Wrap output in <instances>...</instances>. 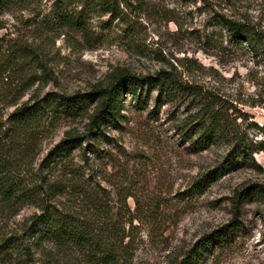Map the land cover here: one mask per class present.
I'll use <instances>...</instances> for the list:
<instances>
[{"label":"rangeland","instance_id":"374dc122","mask_svg":"<svg viewBox=\"0 0 264 264\" xmlns=\"http://www.w3.org/2000/svg\"><path fill=\"white\" fill-rule=\"evenodd\" d=\"M120 7L119 16L93 15L96 35L88 41L68 29L41 35L29 24L28 13L5 14L7 29H0V37L32 41L37 62L30 60L28 65L37 69L38 76H47L36 80L19 102L26 101L36 88L41 95L89 92L108 85L121 70L132 74L176 70L188 80L248 103L263 89L258 84L264 82V65H258L251 52L235 50L220 21L223 16L249 21L264 33V0H127ZM157 97L154 87L144 88L141 101L123 92L124 117L107 129L106 157L97 159L107 179L103 185L113 192L127 187L130 175L136 174V197L141 204L136 219V264H173L213 231L217 236L201 251L198 264H264V204L249 199L241 225L227 227L233 217L231 196L251 181L264 182V171L250 161L218 175L206 188H193L196 176L211 168L226 147L215 144L195 150L176 130V105L158 104ZM0 108L7 113L14 105H7L0 96ZM238 108L248 114L247 122L258 124L248 129V135L264 141V105L239 103ZM86 122V117H63L42 142L41 156L66 130H83ZM79 154L73 151L78 160ZM253 158L264 168V151L255 152ZM128 203L134 209L132 196ZM35 211L24 204L3 221L10 224L9 230L23 229Z\"/></svg>","mask_w":264,"mask_h":264},{"label":"trees","instance_id":"16d2710c","mask_svg":"<svg viewBox=\"0 0 264 264\" xmlns=\"http://www.w3.org/2000/svg\"><path fill=\"white\" fill-rule=\"evenodd\" d=\"M125 1L0 0V29H7L5 14L21 12L22 16L29 14V24L35 25L36 33L68 29L88 41L96 35L93 15L119 16ZM220 23L229 32L235 50L251 52L257 64L264 65L262 30L249 21L227 16ZM30 60L37 62L32 41L0 37V96L7 105H14L7 113L0 108V264H136V219L141 209L136 174L130 175L127 187L113 192L103 185L107 179L97 161L106 157L103 143L109 138L107 129L124 117L125 91L141 101L144 88L154 87L158 104L176 105V130L195 150L215 144L226 147L211 168L196 176L193 188H206L218 175L250 161L264 171L253 158L255 152L264 151V141L248 135V129L258 124L247 122L248 114L238 108L239 103L264 105V82L258 84L263 89L248 103L216 87L188 80L176 70L163 68L153 74L121 70L113 74L108 85L89 92L48 91L41 95L36 88L26 101L19 102L36 80L47 77L38 76L37 69L28 65ZM40 65L45 68L46 64ZM63 117H86L87 122L83 130H66L41 156L42 142ZM75 149L80 161L73 155ZM129 196L135 200L134 209L129 206ZM252 198L264 204V182L251 181L235 190L230 198L233 217L228 228L241 225L244 205ZM24 204L36 211L23 229L9 230L10 224L3 219L6 214H17ZM216 236L214 231L205 234L173 264H198L201 251Z\"/></svg>","mask_w":264,"mask_h":264}]
</instances>
